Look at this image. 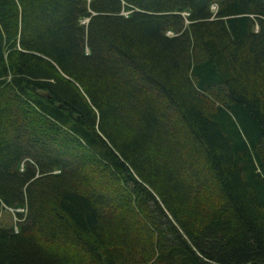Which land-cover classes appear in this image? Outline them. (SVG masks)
I'll return each mask as SVG.
<instances>
[{
	"label": "trees",
	"instance_id": "obj_1",
	"mask_svg": "<svg viewBox=\"0 0 264 264\" xmlns=\"http://www.w3.org/2000/svg\"><path fill=\"white\" fill-rule=\"evenodd\" d=\"M6 209L0 264H264V0H0Z\"/></svg>",
	"mask_w": 264,
	"mask_h": 264
},
{
	"label": "rangeland",
	"instance_id": "obj_2",
	"mask_svg": "<svg viewBox=\"0 0 264 264\" xmlns=\"http://www.w3.org/2000/svg\"><path fill=\"white\" fill-rule=\"evenodd\" d=\"M20 211V210H19ZM18 220H16V217L14 216V212L12 210H4L0 211V226L4 227H14L16 225Z\"/></svg>",
	"mask_w": 264,
	"mask_h": 264
},
{
	"label": "flooded vegetation",
	"instance_id": "obj_3",
	"mask_svg": "<svg viewBox=\"0 0 264 264\" xmlns=\"http://www.w3.org/2000/svg\"><path fill=\"white\" fill-rule=\"evenodd\" d=\"M214 8V6H212V9ZM213 11V10H212Z\"/></svg>",
	"mask_w": 264,
	"mask_h": 264
}]
</instances>
